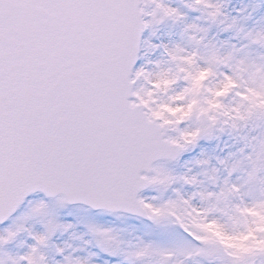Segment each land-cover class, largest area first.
Masks as SVG:
<instances>
[{"label":"snow or ice","instance_id":"1","mask_svg":"<svg viewBox=\"0 0 264 264\" xmlns=\"http://www.w3.org/2000/svg\"><path fill=\"white\" fill-rule=\"evenodd\" d=\"M0 264H264V0H0Z\"/></svg>","mask_w":264,"mask_h":264},{"label":"rangeland","instance_id":"2","mask_svg":"<svg viewBox=\"0 0 264 264\" xmlns=\"http://www.w3.org/2000/svg\"><path fill=\"white\" fill-rule=\"evenodd\" d=\"M173 2L175 3L176 0H173ZM249 2L250 0H231V5H234L235 7L240 8L243 5L248 4ZM92 215L95 217V219L98 222L103 223L106 226L124 228V229H128L129 231H131L134 228L139 229L141 227L140 222L138 220L131 219V218L116 220L115 218L111 216H100L96 214H92Z\"/></svg>","mask_w":264,"mask_h":264},{"label":"clouds","instance_id":"3","mask_svg":"<svg viewBox=\"0 0 264 264\" xmlns=\"http://www.w3.org/2000/svg\"><path fill=\"white\" fill-rule=\"evenodd\" d=\"M226 243H228V244H233L234 243V241H232V240H226ZM238 246V245H237Z\"/></svg>","mask_w":264,"mask_h":264}]
</instances>
